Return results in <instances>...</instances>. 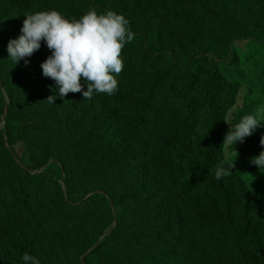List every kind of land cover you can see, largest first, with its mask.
Here are the masks:
<instances>
[{"label":"rangeland","instance_id":"374dc122","mask_svg":"<svg viewBox=\"0 0 264 264\" xmlns=\"http://www.w3.org/2000/svg\"><path fill=\"white\" fill-rule=\"evenodd\" d=\"M85 1L90 9L124 15L134 36L142 39L126 44L130 46L122 54L126 74L122 80L117 77V92L142 88L139 93L147 94L143 86L163 70L160 56L178 54L183 61L180 55L194 50L190 46H206L201 50H209V59L223 66L222 83L228 80L234 84L231 97L219 101L217 112L226 132L244 115H264V15L250 0H229L227 5L221 0ZM67 4L1 0V13H5L0 14V133L4 135L10 127L13 137L5 140L7 151L0 145V178L24 169L40 175V181L23 189L6 183L0 229H18L21 234L0 236V264L24 262L22 256L13 259L10 248L20 247L22 239H29V232L38 234L40 243L28 254L40 264H264L254 248V230L264 238V174L249 162L264 151L260 145L264 124L250 140L238 141L234 147L222 145L223 139L218 160L231 163L236 156L234 148L239 153L232 173L246 188L245 197H251L254 208L249 255L245 241L230 238L222 224L218 227L191 220L195 207L183 195L185 188L169 183L160 169L158 142H163L159 135L167 126L165 118L181 116L193 95L190 108L195 110L201 96L175 87L166 98L154 94L157 118L150 116L143 125L130 110L114 103L113 95L94 93L92 99L84 100L82 92H70L61 99L59 86L42 73L41 64L51 55L44 41L39 50L16 65L8 58L7 45L21 35L25 13L57 10L69 19L82 16L76 7L78 15L71 17L70 2ZM167 82L165 90L171 88ZM49 96H55L53 104L47 101ZM152 127V133L144 131ZM152 155L159 173L151 161L152 172L136 176L143 158ZM164 178L167 189L161 197L158 189ZM143 187L154 192L150 202L139 197L138 190ZM104 197L110 202L130 199L125 208H113V222ZM136 198L138 203L133 204ZM119 212L122 214L117 217ZM56 238H61L57 248Z\"/></svg>","mask_w":264,"mask_h":264},{"label":"trees","instance_id":"16d2710c","mask_svg":"<svg viewBox=\"0 0 264 264\" xmlns=\"http://www.w3.org/2000/svg\"><path fill=\"white\" fill-rule=\"evenodd\" d=\"M55 1L63 5H68L67 2H70L68 14H71V17H73L74 13L78 15L77 8H80L78 11L82 15L90 9L87 7L85 0ZM250 1L252 7L264 15V0ZM221 2L227 5L229 0H221ZM18 6L21 7L22 2ZM85 7H87V10L83 12L82 9ZM1 11H3L2 8H0V14L3 15L5 12L1 13ZM96 11L99 12L102 10L99 9ZM133 41L142 42V39L139 36H134ZM129 47L125 45L122 54H125ZM149 47L151 48L153 46ZM204 47L206 46H190V49L194 50H190L191 54L183 53L180 55L183 61H181V57L178 54L172 58L166 55L160 56L159 63L163 67V70L160 72V75L155 76L151 80L152 82L149 85L146 84L143 86V92L146 90L147 94L139 93L142 91V88L141 91H136L133 88L128 90L129 92H116L111 99L118 106L130 110L132 115L144 125L149 122L148 117L152 116L153 119L157 118L155 114L156 108L153 107L154 94L158 93L157 95L166 98L169 91L175 87V89H179L182 92H185V89H189L190 92L201 96L199 102L196 103L199 105L196 106L195 110L190 108L194 103L193 99L195 95H193L191 98L188 97L189 104L192 103L190 106L187 104L186 110H184L181 116L169 115L165 118L164 123L167 126H164V129L159 135L163 142H158L160 145V155L162 154L160 169L162 174L166 175L169 183H176L185 188L186 194L183 195L185 197L188 196L189 201L193 202L195 207L192 208L193 211L190 214L191 220H203L202 223H209V225L218 227L219 224H222L225 230H229L230 238L234 237L237 240L245 241L247 248L250 249L249 255H251V234L249 232L251 231V223L254 218V216L252 217L254 208H251V197H245L246 188L240 186L239 181L234 179L233 173L220 180L214 178L215 166L219 163L218 160L221 153V142L227 133L221 117L217 113L221 105L219 101H223L222 103H224V100L231 97L234 84L228 80H224L222 83L223 78L221 77V73L223 66L215 65L207 55L210 51L205 52L201 50ZM125 74L126 70L123 69L118 77L122 80ZM166 81L171 85L169 90H165L164 88ZM185 93L189 94V92ZM153 130V127L144 129L148 134L152 133ZM12 137L13 133L10 127L6 129L4 135L0 133V145L3 150L7 151L5 143L6 141H10ZM250 137L246 138L250 140ZM6 156H9V154H6ZM154 157L156 156L152 155L151 159L147 158V156L143 158L142 169L140 166L141 170H138L136 176H142L152 172L150 162L152 161L153 165L155 164L153 161ZM10 161H12L11 157ZM154 168L155 172L159 173V167L156 164ZM20 171L21 173L11 175L8 178H0V216L5 211L3 206L6 203L3 202L2 196L6 192L7 181L8 186L11 188L18 187L21 189L27 188L26 186H29L30 182L36 181L39 183L40 181V175L31 174L24 169H20ZM166 189L167 183L164 178L163 185L158 189L160 194H162L161 197L165 195L164 192ZM138 193L142 201L147 200L148 202L152 200L154 195V192H149L145 187L140 188ZM99 195L101 197L104 196L102 194ZM155 198H157L156 195ZM126 199V202L125 200L121 202L119 201L120 199H113L110 202L104 197V204L108 206V214L110 215L111 222L115 219L113 208L120 207V205L121 208H125L128 200H130L129 198ZM132 201L133 204L134 202L138 203L137 198ZM122 211L124 212L123 209ZM121 214L122 212L117 213V217ZM54 216L55 213L50 215L51 220H53ZM4 231L0 229V236L4 237L9 234V238H11L21 234L18 229L13 231L8 230L9 232ZM261 233H264V231H261ZM28 235L29 239H22V245L20 247L10 248V251L13 253L11 255L13 259L21 258L25 253L37 249L40 243L38 234L29 232ZM254 236L257 240L254 248L258 250L259 255L264 259V238L262 235L257 234L255 230ZM56 239L57 248L61 244V238ZM249 261L251 262V260Z\"/></svg>","mask_w":264,"mask_h":264},{"label":"clouds","instance_id":"9594fccd","mask_svg":"<svg viewBox=\"0 0 264 264\" xmlns=\"http://www.w3.org/2000/svg\"><path fill=\"white\" fill-rule=\"evenodd\" d=\"M24 16L21 35L7 45L8 58L15 65L39 50L44 41L51 55L41 64L42 73L59 86L61 99L70 92H82L84 100H90L94 93L111 96L118 91L117 77L124 68L122 51L134 39L130 22L124 15L112 10L90 9L79 19L66 18L57 10L29 11ZM85 84L87 90H84ZM47 101L53 104L55 96H49ZM262 124L264 115L260 112L244 115L235 125L229 124L230 130L222 145L234 147L236 142H244ZM260 145L264 146V136ZM234 151L236 159L239 153L235 148ZM235 159L231 163L219 161L214 178L220 180L231 175ZM249 162L264 174V151ZM22 260L24 264H40L39 259L28 253Z\"/></svg>","mask_w":264,"mask_h":264}]
</instances>
